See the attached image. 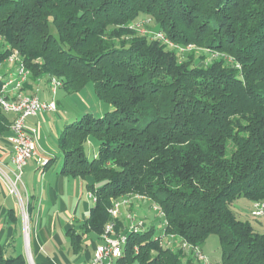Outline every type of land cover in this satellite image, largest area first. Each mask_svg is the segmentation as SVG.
Listing matches in <instances>:
<instances>
[{
	"label": "trees",
	"instance_id": "obj_1",
	"mask_svg": "<svg viewBox=\"0 0 264 264\" xmlns=\"http://www.w3.org/2000/svg\"><path fill=\"white\" fill-rule=\"evenodd\" d=\"M141 20L152 36L216 59L182 60L139 33ZM0 37L9 48L0 59L18 52L33 82L56 79L68 94L93 83L111 107L67 123L59 138L62 174L93 181L89 231L102 235L114 201L141 196L165 215V236L200 248L218 236L220 264H264V232L235 208L264 202V0H0ZM6 114L0 107V131ZM126 234L116 264L194 263L154 227ZM0 264L27 262L0 244Z\"/></svg>",
	"mask_w": 264,
	"mask_h": 264
},
{
	"label": "crops",
	"instance_id": "obj_2",
	"mask_svg": "<svg viewBox=\"0 0 264 264\" xmlns=\"http://www.w3.org/2000/svg\"><path fill=\"white\" fill-rule=\"evenodd\" d=\"M8 49L1 40L0 57ZM16 72V63L9 62L8 58L0 59V81L4 83L13 79ZM49 85L51 87L47 79L33 82L30 78L21 94L53 102L45 93ZM56 113H44L26 120L29 128L37 129L38 156L28 161L23 170L19 184L20 197L11 195L8 187L0 180V244L7 257H21L27 264H91L95 249L101 243L100 236L89 231L85 225L95 203L87 190L93 181L90 178H73L62 174L64 155L59 147V138L66 124L58 130L60 134L57 140L54 139V144H51L47 135L50 131L45 129L50 116ZM5 117L8 125L0 131V167L12 177L15 168L8 139L12 135L11 124L15 116L6 114ZM59 150L63 155L61 159L58 157ZM97 152L98 149L95 151L93 148L92 156L95 157ZM39 158L46 160L47 165L41 167L37 163ZM117 201H128V204L120 208L118 220L122 227L121 234L128 233L131 226L137 224L132 213L137 216L149 215L153 206L145 197L124 196ZM23 207L27 208L30 219L28 242L25 238ZM140 222L145 224L143 230L154 227L153 223H147L146 220ZM72 235L78 236L79 241L74 242ZM186 254L189 255L190 251H186ZM110 264H116V261Z\"/></svg>",
	"mask_w": 264,
	"mask_h": 264
},
{
	"label": "built area",
	"instance_id": "obj_3",
	"mask_svg": "<svg viewBox=\"0 0 264 264\" xmlns=\"http://www.w3.org/2000/svg\"><path fill=\"white\" fill-rule=\"evenodd\" d=\"M149 22L146 20H141L137 24L140 29ZM156 40L162 41L167 45L173 46L168 38L162 32H156L153 35ZM2 38L0 37V41ZM192 46H189L191 48ZM181 50V49H180ZM183 51V50H181ZM9 62L16 63L17 72L13 79L8 80L3 83L0 90V107L7 114H12L15 116L11 124L12 135L9 137L8 141L12 147V163L15 170L10 177L1 167H0V180L8 187L9 193L11 195L20 197L19 194V184L21 183V178L23 170L27 163L31 159H35L38 156V145L36 142L37 129L29 128L27 126L26 120L29 117H36L44 113H55L58 110L57 104L53 102H44L37 96H23L21 90L27 81L31 77L30 71L26 68L24 62L19 57L18 52L14 51L8 58ZM51 88L53 94H56L57 90L61 88L62 84L60 81L53 79L51 82ZM37 163L41 167L47 165V161L43 159H37ZM90 197L95 202L96 197L90 194ZM128 195V198H131ZM138 198H143L141 196H136ZM128 204V201L119 202L114 201L113 207L109 209V214L111 220L106 224L101 238V243L96 247L94 258L91 264H110L114 261L122 258L124 253V247L128 242V234H118L116 230V221L119 218L120 208L122 205ZM155 211L159 212V216L165 221V215L161 212L157 206H152ZM23 220L25 225V238L28 242L30 236V226H29V214L26 207L22 208ZM250 215L256 219L264 218V202H256L253 204ZM143 223L139 222L134 225L130 230L134 233H138L143 229ZM165 232V230H164ZM167 239V242H164ZM161 238V244L166 245L170 248L172 245V239L180 240V247L182 250L190 251L193 261L198 264H220L212 263L210 259L205 256L199 246H192L187 242L175 236H164Z\"/></svg>",
	"mask_w": 264,
	"mask_h": 264
},
{
	"label": "rangeland",
	"instance_id": "obj_4",
	"mask_svg": "<svg viewBox=\"0 0 264 264\" xmlns=\"http://www.w3.org/2000/svg\"><path fill=\"white\" fill-rule=\"evenodd\" d=\"M140 23V22H139ZM150 24V22L148 23ZM154 22H152V25ZM152 27V26H151ZM150 26L142 27L139 29V33L150 36L153 40H156L152 36V31H150ZM169 40V39H168ZM169 42L173 45H168L169 49H175L176 53L180 58L189 63L193 61H198L199 66H203L213 62L216 58L213 57V53L210 50L205 48H198L195 45H179L175 44L171 40ZM189 46H192L189 48ZM183 51H181V50ZM200 56H205L206 58L202 60ZM44 93V92H42ZM46 95L50 98V100H54L57 103L58 110L56 114H52L50 117L49 123L45 124V129L49 130L47 135L50 138L51 144L56 143L57 137L59 136L60 132L59 129L63 128V125L70 123V121L75 119H80L86 113H92L96 116H104L107 112L111 110V107L108 104L101 102L94 91V84H88L83 91L77 94H68L64 89L59 88L57 90L56 95H53L52 88L49 85V88L45 90ZM42 95V94H40ZM47 127V128H46ZM55 139V140H54ZM54 141V142H53ZM56 147V146H55ZM57 148V147H56ZM93 148L95 151L98 149V143L96 141H91L86 148L87 155L91 158L93 157ZM63 155L61 154L60 150L58 151V157L61 159ZM30 161V160H29ZM63 162V159H62ZM236 211L239 214L240 219L244 221H249L252 226L255 228L256 231L263 233L264 232V218L263 219H256L250 216L249 212L252 209L251 204L246 200H239L235 205ZM132 217L136 219V223L138 224L140 221L146 220L147 223H153L154 225V237H162L164 236L165 230V221L163 218L159 217V212L155 211L153 208L149 210V215H142L137 216L136 214L132 213ZM133 225L131 226V228ZM145 224L143 225V229ZM130 228V229H131ZM129 229V232L131 230ZM142 229V230H143ZM128 232V233H129ZM164 242H167V239ZM166 246V245H165ZM167 247V246H166ZM180 247V240L179 239H172V245L170 246L171 249L177 251ZM201 250L205 256H207L212 263H219L222 260V251H221V242L218 236H211L207 239V241L202 245ZM188 250H184L186 252Z\"/></svg>",
	"mask_w": 264,
	"mask_h": 264
}]
</instances>
